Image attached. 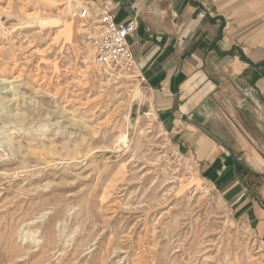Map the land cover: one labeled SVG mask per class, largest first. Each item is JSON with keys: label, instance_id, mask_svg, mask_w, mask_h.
<instances>
[{"label": "rangeland", "instance_id": "1", "mask_svg": "<svg viewBox=\"0 0 264 264\" xmlns=\"http://www.w3.org/2000/svg\"><path fill=\"white\" fill-rule=\"evenodd\" d=\"M82 6L0 0V264H264L137 70L96 64Z\"/></svg>", "mask_w": 264, "mask_h": 264}, {"label": "crops", "instance_id": "2", "mask_svg": "<svg viewBox=\"0 0 264 264\" xmlns=\"http://www.w3.org/2000/svg\"><path fill=\"white\" fill-rule=\"evenodd\" d=\"M137 22L151 109L195 171L264 242V0H75Z\"/></svg>", "mask_w": 264, "mask_h": 264}, {"label": "built area", "instance_id": "3", "mask_svg": "<svg viewBox=\"0 0 264 264\" xmlns=\"http://www.w3.org/2000/svg\"><path fill=\"white\" fill-rule=\"evenodd\" d=\"M79 19L89 24L85 39L91 45L96 64L109 70L130 71L135 69V61L129 45V37L137 30V22L123 24L114 15L104 11L91 15L88 6H82Z\"/></svg>", "mask_w": 264, "mask_h": 264}, {"label": "bare ground", "instance_id": "4", "mask_svg": "<svg viewBox=\"0 0 264 264\" xmlns=\"http://www.w3.org/2000/svg\"><path fill=\"white\" fill-rule=\"evenodd\" d=\"M124 136H125V134H124ZM126 136H128L127 134H126ZM126 136H125V138L124 139H126ZM129 137V136H128ZM122 141V140H121ZM125 142V141H124Z\"/></svg>", "mask_w": 264, "mask_h": 264}]
</instances>
